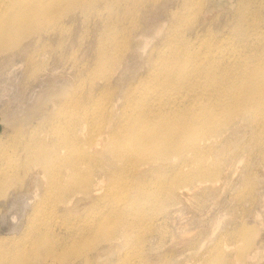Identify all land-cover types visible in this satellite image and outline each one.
Returning a JSON list of instances; mask_svg holds the SVG:
<instances>
[{
    "label": "bare ground",
    "instance_id": "6f19581e",
    "mask_svg": "<svg viewBox=\"0 0 264 264\" xmlns=\"http://www.w3.org/2000/svg\"><path fill=\"white\" fill-rule=\"evenodd\" d=\"M168 1L0 0V99L14 94L20 67L23 92L43 85L2 115L10 132L0 139V208L10 234L0 235V264L112 256L115 264H159L174 251L151 260L156 246L145 233L153 227L177 240L168 224L183 229L181 195L222 181L217 154L226 147L233 156L229 129L245 127L243 148L264 158V0H234L220 11L214 0H177L162 18L155 10ZM94 13L105 19L88 61L80 59L84 73L45 81L50 52L39 40L60 33L64 18ZM237 198L244 203L242 190ZM227 223L202 248L197 232L188 235L194 259L178 264H243L260 229Z\"/></svg>",
    "mask_w": 264,
    "mask_h": 264
},
{
    "label": "rangeland",
    "instance_id": "374dc122",
    "mask_svg": "<svg viewBox=\"0 0 264 264\" xmlns=\"http://www.w3.org/2000/svg\"><path fill=\"white\" fill-rule=\"evenodd\" d=\"M162 1L159 0V2L157 3H161ZM233 2L234 0H214L215 11H220L225 8H228L232 5ZM168 3L169 5L165 4L160 9L155 10V13L158 12L162 18H165L168 14V9L174 7L177 3V0H169ZM166 6H168V8ZM211 6L212 4H209L207 10H209ZM210 11H213V9ZM159 17L154 19L155 21L156 19L158 20L155 23L153 21L154 24H157L159 22L160 20L158 19ZM104 19H105V14L101 15L98 13L92 14L91 17H88V19L86 20L85 18L73 19L67 17L63 19L64 29L60 33L46 34L39 40L37 45H41L43 48L47 49L50 52L49 54H47L45 58V69L49 70V73L45 69L40 72L41 75L47 76L45 78V81H48L49 83H53V81L54 83H59V81L63 82L61 80L72 81V79H74L80 73H84L83 67L79 66L81 63L80 59L81 60L87 59L84 62L88 61L92 48H94L96 45V39L94 38V34L96 33V31L100 30L101 28L100 26L102 25V20ZM33 38L34 36L25 39L22 42V43L25 42L23 46L25 45V47H27V45ZM84 48L86 49L89 48L88 50H86L87 56L77 59L80 49L84 50ZM72 51H76L77 53L75 54L76 58L74 60L70 58L73 53ZM19 56L20 55H18V57ZM1 58L2 56L0 57V59ZM1 61L4 60L1 59ZM1 61H0V72L2 74V71L3 73L5 72V70H3L5 68L3 65L5 61L4 62ZM5 65H7V63H5ZM21 68L22 67H20L18 71L19 72L18 74H20L18 80H15L17 84L16 83L14 84L16 88L14 94L11 95L8 94L7 96L4 97L2 96L1 97L2 99H0L1 100L0 101V139H6L8 133L10 132V129L6 127L5 121L2 120V115L4 113L6 115V112L8 110L17 109L19 100L20 101L27 100L33 95L35 96L41 91L42 89L41 87H43L42 84L41 86H39L40 83L36 81L33 84L31 83L30 86L27 85V87H25V91L23 92L25 83L24 84L23 82L21 83L24 77L22 74L23 68L22 70ZM22 85L23 88L21 87ZM33 89L36 90V93ZM31 91L33 93H31ZM13 97L16 98L15 103H12L14 102V100L12 101ZM23 106H25V104ZM8 112L10 113V111ZM8 112L7 114H9ZM231 129L232 128L229 129V132H227V134H230L233 138L232 141H234V144H232L231 146L232 148L231 155L233 156L226 157V155H229L228 153L226 154L227 151L226 147L224 148L225 153L221 151L223 150V147H221L220 152L217 154L218 160L223 162L225 168L222 181H219L217 187L215 185L212 190L207 191L206 193L197 194L195 193L196 191L192 190L191 192L186 193V197L185 194L183 193L184 196L183 194L181 195L182 196L181 201L177 204L178 206L174 205L172 207L173 209L172 208L170 209L174 211L176 210V206L178 209L181 208V205L182 208H184L183 209L184 211H182L183 213L180 218L182 222L179 220L181 223H183V229L177 230L175 226L176 224L175 225L172 223L168 224L169 227H172V229L175 230V232L177 231L176 233L178 234L177 240H176V235L173 237L174 239H172L171 236H167V235H162L160 238L157 230L155 231V233H153L154 232L153 227L147 230V232L144 235V240L145 239L147 240L144 242L147 243L149 242L150 244L152 242L154 243V246H156L154 249H151V256H150L151 260H154L157 254H161V252L164 251L166 252L170 249L171 250L173 249L174 254L169 255L168 256L169 259H171L172 256L174 258L180 257L175 259L174 264L176 262H177L176 264L182 263V261L183 260L186 261L187 258H188L187 260L190 259L192 260V258L194 259V257L189 258L192 256L191 254L192 251H190L191 241L189 238L194 237L193 234L195 235V233L197 232L199 237L197 238L194 245L195 247L201 246L202 248L203 244L201 243L203 242V239L209 237L208 235L211 236L213 234L214 228L217 229L219 228L218 226L220 227L222 226V223L224 224L225 222L228 221L227 224L231 222H233V224H241L243 222L247 226L258 227L260 229V234H258L255 239L256 246H254V252L253 254H251L249 258H247L243 262V264H264V192H262V190L264 191V158L261 156V154L257 152H253V153L247 152L246 148H243V145L246 142V138L244 134L247 132V129L245 127H242L241 130L239 131V133L241 131H245L241 135L239 133L238 134L232 133ZM255 186H256V191H255ZM241 190L245 194L244 203L240 202L237 198V193L240 192ZM4 209L6 208L5 207L4 208L2 207V209L0 208V235L10 234V227L7 225L8 222L1 221V219L4 220V217L2 216V212L3 214L4 212H7V210L3 211ZM258 213H260V215ZM219 215L221 217H219ZM173 219L171 221H173ZM219 223L221 225H219ZM173 225L175 226L174 228ZM181 231L184 232V234L182 233L181 235L180 234ZM191 232L192 234H190ZM186 234L187 237L188 235L190 237L187 238ZM178 237L180 239L181 238L183 239H181L180 241L178 240ZM172 240L173 241L175 240L176 243L175 241L172 242ZM186 240H189L190 242L188 241L187 244ZM177 241H179L178 244H180V242L182 241L184 242H182V245H178ZM112 257L106 258L104 262H101V264H115L116 259L114 258L113 260H111ZM145 258L146 257L142 258L141 256V260H145ZM168 258L163 259L164 261L162 259H159L158 260L159 264H164L166 260L170 261ZM45 264H50V261L45 260ZM139 264H141V261L139 262Z\"/></svg>",
    "mask_w": 264,
    "mask_h": 264
}]
</instances>
